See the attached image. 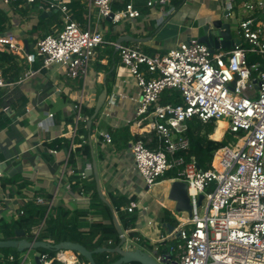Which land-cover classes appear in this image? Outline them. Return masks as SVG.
Returning a JSON list of instances; mask_svg holds the SVG:
<instances>
[{"label":"built area","instance_id":"obj_1","mask_svg":"<svg viewBox=\"0 0 264 264\" xmlns=\"http://www.w3.org/2000/svg\"><path fill=\"white\" fill-rule=\"evenodd\" d=\"M0 1L5 6L24 1L37 12H56L62 18L61 30L39 39L28 53L13 34L0 35V52L8 48L31 65L39 59L42 68L61 65L67 78L82 80L85 84L103 37L89 24L84 27L72 18L68 0ZM116 1L88 0L89 8H96L100 19H108L113 24L141 18V11L132 1L124 10L113 12ZM173 1L146 0V6L161 8ZM232 7L233 0H228L225 11L230 12ZM244 9L249 16L239 24L240 43L221 53H212L196 39L164 55H150L127 45L118 49L122 65L129 69L140 89L132 126V132L139 135L131 144L134 168L147 192L169 170L176 169L177 178L172 180L187 183L192 205L191 217L173 212L174 230L147 251L159 264H264V71H260V63L248 61L249 53L264 56V0H253ZM33 74V69L27 73ZM5 87L0 71V90ZM168 90L178 91L183 104H158ZM73 109L76 116L69 134L70 148L82 119L83 97ZM48 117L52 120L53 114ZM194 118L203 123L226 119L225 134L233 137L215 151L207 170L200 169L193 158L176 157V153L189 150L190 141L184 133L186 122ZM153 134L157 137L156 148L148 146L155 140ZM144 135L151 138L147 140ZM100 137L108 144L112 142L108 133H101ZM1 166L0 160V177ZM200 195L203 200L199 205ZM35 202L45 204L40 197ZM125 211L137 212L138 221H142L148 207L133 201ZM20 214H15L14 219ZM44 222L45 219L34 229L33 240L28 242L40 241ZM146 222L148 226L154 224ZM167 240L173 242L162 253L160 244ZM33 251L29 248L18 252V264H37L36 259L40 264H82L77 252L58 251L55 257L49 258L42 253L31 256ZM8 260L13 262L15 257L11 255ZM2 261L0 256V264Z\"/></svg>","mask_w":264,"mask_h":264},{"label":"crops","instance_id":"obj_2","mask_svg":"<svg viewBox=\"0 0 264 264\" xmlns=\"http://www.w3.org/2000/svg\"><path fill=\"white\" fill-rule=\"evenodd\" d=\"M71 1L68 0V4ZM227 2L228 0H174L170 5L147 8L145 12L141 9L144 6H141L138 8L142 15L140 19H125L113 24L108 19H100L97 9L89 8L88 0H83L87 10L86 25L89 24L92 30L98 31L103 37V43L96 50L90 65L89 93L86 92L88 78L83 85L82 80L67 78L61 65L42 68L39 59L32 65L22 60L18 78L6 82V87L0 90V160L3 174L0 177V218L6 220L14 218L24 203L38 197L43 198L45 202L53 201L52 205L63 202L72 210H86L89 198L86 195L78 196L69 184V179L74 174L67 167L66 155L69 150H56L57 153L53 154L50 151L54 149H50L48 145L59 138L69 139L73 125L68 120L74 117L75 124L76 116L73 105L83 97V107L88 109L94 107L105 80L108 88L107 100L96 122L94 133L88 131L91 140L89 141L87 135L84 142L91 148V162L87 164L82 175L87 177L86 171L94 158L106 198L108 192H120L128 199L133 197L131 202H139L140 206L148 207L146 216L142 221H138L134 231L148 240L151 247L163 236L168 235L164 225L171 223L166 220L164 211L170 212L171 218L173 217L175 221L174 204L168 200L172 179H163L159 182L165 185V200L150 203L147 197L151 189L147 192L132 160L131 144L136 136H139L132 132V126L135 123L140 89L129 69L122 65L120 58L110 64L107 73L104 72V68L109 65L110 47L113 46L114 55L119 56L115 48L118 38L122 36L150 38L143 43L128 42L122 45L139 48L150 55H164L192 39L197 40L202 32L201 27L210 20L222 19L229 23L226 21L228 18L232 20L241 16L243 20L249 16L245 9L238 8L230 11L229 16L225 17ZM0 5L12 12L11 5L5 6L1 3ZM39 13L34 7L30 16L16 15L11 19V28L6 33L13 34L23 44L24 41L28 43L31 40L29 31ZM231 30L233 38L239 40V34L235 36L233 27ZM113 35L117 38L114 42L109 41ZM32 49L34 48H29V51ZM221 52L224 51H217ZM31 69L34 70V74L27 75ZM49 114H53L52 120L49 119ZM125 129H129L131 139H128L127 146L121 147L114 141V137L117 136L118 139L123 136ZM225 129L226 127L219 141L223 140ZM101 133L110 134L112 142L106 143L100 137ZM144 136L147 140L151 138L150 135ZM211 139L214 140L212 136ZM76 147L73 143L71 151ZM78 163H81L80 160ZM26 183L28 185L25 187ZM21 186L24 187L19 190ZM51 207L49 208L48 204L47 213ZM146 220L152 221L153 226H148ZM157 226L159 228H155ZM172 242L170 240L161 242L163 249H167ZM133 243L136 245L134 248L145 251L152 249Z\"/></svg>","mask_w":264,"mask_h":264},{"label":"trees","instance_id":"obj_3","mask_svg":"<svg viewBox=\"0 0 264 264\" xmlns=\"http://www.w3.org/2000/svg\"><path fill=\"white\" fill-rule=\"evenodd\" d=\"M133 2L136 8L144 6L142 11L147 10L146 0H118L113 4V12L124 10L126 6ZM253 0H233L232 10L238 9L243 5L252 2ZM1 3V1H0ZM2 4V3H1ZM24 1L16 2L11 4L12 12L1 7L0 5V35L8 32L11 28V19L16 15L30 16V12L33 9L31 5H23ZM69 11L72 18L82 25L87 23V10L83 0H72L68 4ZM248 17V16H247ZM245 17L244 19H246ZM35 24L32 26L29 34L31 40L28 41L29 48H35L37 41L44 38L53 31H59L62 28V18L59 13H54L53 16L46 19L41 18L39 13L35 19ZM117 38L113 35L111 40L114 42ZM101 46V45H100ZM99 46V47H100ZM98 47V48H99ZM97 48V49H98ZM109 65L104 68V72L109 71V66L116 59H119L118 54L114 55V47L109 49ZM101 59V57H100ZM249 64L260 63V71H264V56L249 53L248 54ZM22 60L18 56L14 55L8 48L3 52H0V71L2 72L3 79L6 82L15 81L18 78V71L22 65ZM37 62V61H36ZM111 76V75H110ZM100 93V92H99ZM98 93V94H99ZM158 104L166 105H181L183 100L181 94L175 90L165 91L160 97ZM104 108V107H103ZM94 107L85 108L82 110V120L78 123V131L74 144L77 146L74 150H70V155L67 161V167L73 171V176L69 179L70 187L77 193L78 196L86 195L88 205L86 210L77 209L72 210L63 202H58L52 205L50 211L47 213L48 202L45 204H37L36 199L27 201L17 211L19 215L18 219L11 218L6 220L0 218V240H14L16 239V232L18 230L24 231V239L31 241L33 240V231L38 227L45 219L44 227L39 235V240L51 245H56L62 242H73L81 244L88 251H94L98 248H115L119 242V234L113 222V213L110 208L104 204L100 199L96 191V184L93 176L83 177V173L87 164L91 162V148L87 143L88 130L86 128V121L93 114ZM103 109L100 111L98 116L94 119L90 133L93 134L96 128V122L101 116ZM74 118V117H73ZM73 118L68 121L74 125ZM217 124V127H216ZM220 124L216 121L203 123L199 119L194 118L186 122V136L190 141V147L187 153L178 152L176 157L184 156L186 158H193L200 169L207 170L211 167L213 155L216 150L225 146L228 143L230 136L226 134V137L222 141H218L222 138L223 133H218ZM154 135V142L148 146L156 148L157 137ZM122 136V135H121ZM117 139L114 137V141L120 144L121 147L127 146L131 139L129 129L123 131V136ZM211 136L214 140L211 139ZM139 136H136L138 139ZM217 140V141H215ZM71 141L66 138H59L49 144L50 149L68 151L70 149ZM80 160L81 163H78ZM178 171L176 169L169 170L162 179H173L177 178ZM28 183L25 184V187ZM24 186H21L19 190H22ZM107 198L112 205L114 213L120 223V226L126 236L130 240L137 243L140 247L151 248L150 243L142 235L135 232L136 223L138 221V214L124 212V208L128 206L134 198L128 199L125 194L120 192H108ZM166 214V220L174 225V220L171 218V213L164 211ZM91 219V220H89ZM160 251L165 253L163 244H160ZM42 254L47 255L49 258H53L56 255L55 251L40 249ZM14 256L13 262L9 261V256ZM113 259L110 256H114ZM0 256L3 257L1 264H18L19 253L14 249H1ZM117 254L102 253L94 255L96 264H111L118 260ZM81 260L86 261L80 256ZM88 263V261H86Z\"/></svg>","mask_w":264,"mask_h":264},{"label":"water","instance_id":"obj_4","mask_svg":"<svg viewBox=\"0 0 264 264\" xmlns=\"http://www.w3.org/2000/svg\"><path fill=\"white\" fill-rule=\"evenodd\" d=\"M54 12H43L41 14V18L46 19L48 17L53 16ZM230 12L228 10L225 11L224 16H229ZM201 35L197 39L198 42L205 44L212 53L217 51H226L231 49L235 44L240 43V40H236L233 38L231 24L224 22L222 19H213L208 21L205 25L201 27ZM150 40L148 39H136L130 36H122L118 38L116 43L115 51L118 52L119 47L123 43L134 42V43H143ZM25 50L29 52V46L27 41H24ZM108 95V88L106 82L104 80L103 90L99 94L97 101L94 106L93 114L87 120L86 127L87 130L90 131L92 127V123L94 119L98 116L100 111L106 104ZM89 141L90 134L88 135ZM87 177L93 176L96 184V191L99 196V199L106 204L113 213V222L119 234L120 242L115 248H98L94 251H88L81 244L73 243V242H62L56 245H51L45 242H28L24 239V231L18 230L16 232V239L14 240H0V250L1 249H14L18 252H22L25 249L32 248L36 249H44L51 251H73L77 252L81 257H83L88 264H96L94 260V255L108 253V254H117L118 260L111 264H159L152 254L149 252L142 250L141 248L129 249L124 247L127 243V238L125 236L124 231L122 230L120 223L117 219L116 214L110 204L109 200L106 198L100 182V177L97 169V164L95 159L93 158L92 164L88 166V170L86 171ZM168 200L174 204V211L177 213H186L189 217L192 214V205L190 203V198L187 193V183L179 180H172L169 185L168 191ZM203 200V195L199 196V205ZM167 228L168 234H170L174 230V226L171 224L164 225ZM37 264H40L39 260L36 259Z\"/></svg>","mask_w":264,"mask_h":264},{"label":"rangeland","instance_id":"obj_5","mask_svg":"<svg viewBox=\"0 0 264 264\" xmlns=\"http://www.w3.org/2000/svg\"><path fill=\"white\" fill-rule=\"evenodd\" d=\"M233 8V7H232ZM240 8H243L244 9V5L242 6V7H240ZM232 11V10H231ZM226 21H228L230 24H231V27H233V34L235 35V36H238V27H239V24H240V22L242 21V18H241V16H238L237 17V19H226ZM84 27L86 26V25H83ZM244 45L246 46L247 44L244 42ZM90 83H91V77L89 76V78H88V81H87V90H86V92H87V94L89 93V86H90ZM225 121H227L226 119H222V122H219V124H220V126H219V128L217 129V130H220L221 128H225L226 127V124H224L223 122H225ZM149 122H153V119H150L149 120ZM218 123V122H217ZM216 127H217V124H216ZM226 134H228V133H226ZM226 134H225V137H226ZM229 136H230V138L228 139L229 141L228 142H231L232 141V139H233V137L230 135V134H228ZM224 137V138H225ZM223 138V139H224ZM219 141V140H218ZM161 180L163 181V179L161 178L158 182H157V184L155 185V187H154V189L152 190H150V193H149V197H147V201L148 202H152V201H155V200H165V185H164V183H159V182H161ZM159 183V184H158ZM202 213H204V210H202ZM172 219L174 220V218L172 217ZM174 225L176 224V221H174V223H173ZM155 228H159L158 226L157 227H155ZM167 232V231H166ZM125 236H126V233H125ZM126 238H127V243L125 244V246L124 247H127V248H129V249H134V247L136 246V245H134V243L133 242H131L132 240H130L129 239V237L128 236H126ZM42 251L40 250V249H36V250H34L33 252H32V255L31 256H34L35 254H39V253H41ZM112 255V254H111ZM114 257H116V255H114V256H110V258L111 259H113ZM80 262L82 263V264H88L86 261H84V260H80Z\"/></svg>","mask_w":264,"mask_h":264},{"label":"bare ground","instance_id":"obj_6","mask_svg":"<svg viewBox=\"0 0 264 264\" xmlns=\"http://www.w3.org/2000/svg\"><path fill=\"white\" fill-rule=\"evenodd\" d=\"M223 129L224 128H221L220 130H218V133H223Z\"/></svg>","mask_w":264,"mask_h":264}]
</instances>
